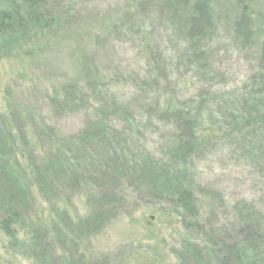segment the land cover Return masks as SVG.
Wrapping results in <instances>:
<instances>
[{
	"label": "rangeland",
	"instance_id": "obj_1",
	"mask_svg": "<svg viewBox=\"0 0 264 264\" xmlns=\"http://www.w3.org/2000/svg\"><path fill=\"white\" fill-rule=\"evenodd\" d=\"M179 1L177 10L191 5ZM208 1L213 29L202 46L206 66L184 57L183 19L164 0H48L55 30L45 38L28 34L23 47L1 50L0 213L13 207L6 197L11 193L19 217L13 239L0 230V264H215L209 249L223 259L233 244L253 240L264 264V133L243 142V133L229 132L210 117L215 104L229 105L242 92L256 100L252 93L264 87V0ZM244 11L248 43L235 34ZM155 45L182 60L175 81L161 77L158 87L135 77L146 63L153 67L155 55L147 48ZM192 100L202 102L194 106L205 140L185 161L172 153L182 131L163 107L184 108ZM95 116L104 119L107 135L95 133L92 144L100 138L98 148L74 154L77 168L65 166L68 139L90 130ZM121 128L128 132L127 144H115L113 153L110 130L116 135ZM105 154L120 170L128 164L134 176L122 181L116 197L99 195L103 181L96 163ZM141 155L189 168L185 181L196 199L195 219L174 213L164 181L147 176L152 165L145 175L136 167ZM7 164L18 169V185L6 174ZM91 191H98L92 200Z\"/></svg>",
	"mask_w": 264,
	"mask_h": 264
},
{
	"label": "trees",
	"instance_id": "obj_2",
	"mask_svg": "<svg viewBox=\"0 0 264 264\" xmlns=\"http://www.w3.org/2000/svg\"><path fill=\"white\" fill-rule=\"evenodd\" d=\"M180 1L185 6L188 4L191 5H189L186 11H183L177 10L175 7L178 0H164V4L165 6L171 8L170 13H173V16L183 19L181 23L183 33L187 40L184 43L185 51L183 55L186 54L184 57L187 59H193L194 61H198L200 64H205L206 66L207 55L202 46L208 33L213 29V15L210 3L208 0H195L193 3H190L189 0ZM3 4L4 6H0V52L2 49L5 50L4 52H9L23 47L25 44L23 42V38H26L28 34L45 38L44 35L50 33L52 30H55L57 26L54 14L47 11L48 0H5ZM245 13L246 11L241 14L239 20L236 22L235 34L236 38L241 42L248 43L252 35L247 28L249 18ZM189 37L191 40H188ZM147 51L155 55V57L151 59L153 67L151 66L150 68L146 63L143 66V69H140L137 74L135 72L136 79H139L140 83L155 87L160 86L159 81H161V77L164 78V81H167V83H173L175 80L172 77L174 71L177 72V61L180 63L182 60H177L172 55L166 54L158 48V45L148 46ZM260 60L264 63V44L261 50ZM155 65L159 66L156 68ZM73 90L75 93L78 92L76 89ZM252 94L258 96L256 100L251 99L248 92L246 94L242 92L241 94L238 93L229 105H221V103L215 104L213 106L212 115L210 116L224 123L225 126L223 127H225L227 131H236L234 134L243 133L240 139L243 142L246 137L253 138L252 136L255 135L251 134L254 132L264 133V127L262 128V126H264V87L262 90L258 89V92ZM204 101L205 100H203V102ZM261 103L263 106L260 105ZM194 104L196 106H200L202 102H194L193 100L188 101L185 102L184 108L178 107L179 105L175 106L174 104L164 103L163 107V113L175 114L177 130L182 131L179 138L175 137L173 139L171 145L172 153H175L177 158L185 161L191 158L189 157L191 155L190 153L193 152L199 141L202 142L205 140L202 135L203 132L199 128L201 123V114H199V111L195 108ZM105 106H101L100 108L105 111ZM157 106H159V104H157ZM100 108H93V113H96L95 110L98 112ZM96 118L99 121H95ZM93 121L96 124L90 122V130L83 128L78 134L71 136L68 139L66 145L64 146L67 150L65 149L64 156L62 157L64 159L65 166H68L69 168H77V165L74 164L75 161H73L74 158L72 159V156L74 154L76 156L77 154H83V152L88 153L90 148L93 147L94 149L98 148L100 145V138L96 140L95 144H92V140L98 137L94 135L95 133H98L102 137L107 135L106 133L108 129L102 126V124H104V119H99L95 116ZM111 125L114 126V124ZM251 127L253 130L249 129ZM125 129L126 128H121L120 133L115 132L116 135H114L109 129L110 133L113 135V137H111L109 134V138H113L108 141L109 145L111 144L115 146V144H119L120 142L124 145L127 144L125 135H127L128 132H125ZM46 130L52 137V140L54 139L56 142L59 141L58 134L54 133V131L50 128H47ZM244 132H247L248 135L245 136ZM121 136L124 137L123 140H121ZM262 136H264V134ZM262 142H259L260 147L264 146ZM88 145L90 147H88ZM116 151H118V149L115 146L113 153ZM113 153L107 154H111L110 156L112 158H117V156ZM126 153L127 152L122 151L124 158H128ZM107 154H105V156H99L96 163V166L99 168L97 173L102 176L103 181L99 195H102L103 197H116L115 193L118 189H120L122 181H124L127 177L131 178L134 176L130 174L128 164L124 163V168H121L120 170V168H117L116 165L112 164L111 157ZM148 156L141 155L139 162L136 163V167L139 168L141 173L145 175L147 167L152 165L151 169L147 171V176L164 181L162 182L164 187L162 191L165 193V197L170 201V204L174 205V213L178 214L180 211L182 215H187L195 219L198 213L196 199L191 190L192 186H189V184L185 181L190 173L189 168L187 166H178L179 164L176 165L175 162L171 161H164L162 159L154 160L152 157ZM82 162L84 163L85 160ZM15 168L12 165L7 164L5 166V171L8 177L12 179V184L18 185L19 182H21L22 177L19 176L18 169ZM113 173L116 175L113 179H111ZM74 174L81 176V172H78V170H76V173ZM19 189L20 187H17L18 191ZM97 192L91 191L88 193V198L91 200L94 199ZM6 197L9 198V202H6L13 203V207L8 209V214L5 216L0 213V230L13 239V226L15 225L14 218L19 217V213L17 210L16 212H12V209H16L17 201H15V196L11 193H8ZM258 243V240H253L250 244H246L244 242L235 243L229 248L228 257L224 255L223 259L215 256V252L213 250L209 249L206 253L207 257L214 261L215 264H244L247 262L251 264H260L255 254V246L256 244L258 245Z\"/></svg>",
	"mask_w": 264,
	"mask_h": 264
}]
</instances>
